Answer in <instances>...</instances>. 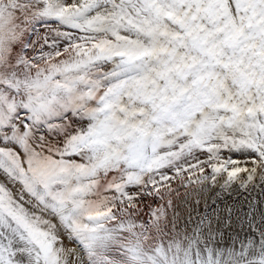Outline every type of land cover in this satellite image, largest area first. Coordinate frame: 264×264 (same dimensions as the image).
<instances>
[{
  "label": "snow or ice",
  "instance_id": "6c2138e0",
  "mask_svg": "<svg viewBox=\"0 0 264 264\" xmlns=\"http://www.w3.org/2000/svg\"><path fill=\"white\" fill-rule=\"evenodd\" d=\"M0 264H264V0H0Z\"/></svg>",
  "mask_w": 264,
  "mask_h": 264
},
{
  "label": "rangeland",
  "instance_id": "374dc122",
  "mask_svg": "<svg viewBox=\"0 0 264 264\" xmlns=\"http://www.w3.org/2000/svg\"><path fill=\"white\" fill-rule=\"evenodd\" d=\"M68 2L71 3L72 0H68ZM38 31L41 34H43L46 31V29L40 26ZM40 42L43 43V41ZM45 50H47V46H45ZM224 155L225 156L233 155V158L240 161L241 166H244L245 157L238 154H229V153H225ZM247 166L251 167V164L249 163ZM169 175L173 177L175 176V174L171 172L169 173ZM187 179H188L187 176H183L181 178H174L171 182V187L174 189L178 188L180 193L179 197H173V202L175 204H180L181 207H183V204L180 201V197H185V196H189L191 200H195L200 197H203L204 199H207L209 202H211V200L213 199H216L218 195L221 196V198L228 200L229 202H233L237 199L242 198L243 196H247V192H244L242 189H239L238 184H234L232 188H230L227 192H223L221 189V185L223 184V181L226 179L225 174H221L217 176V183L215 187H212L210 189L206 187L204 191H200V185L198 184H189L187 188L182 187L181 180L187 181ZM192 179L195 180L196 176H193ZM210 183H211L210 181L205 182L206 185ZM256 183H259V180H257ZM161 191H164V189H161ZM258 193H259V189H256V191H254L252 194L257 195ZM203 202L204 200L202 199L201 204H203ZM147 203L152 204L153 207H157L159 206V203H164V202L161 201L158 203H153V201L149 199ZM141 206L145 207V212H147V206L146 205H141ZM169 211H171V209ZM69 247H74V245H69Z\"/></svg>",
  "mask_w": 264,
  "mask_h": 264
}]
</instances>
